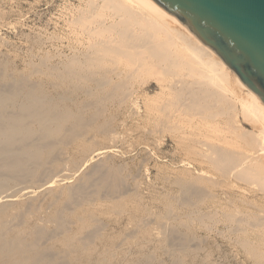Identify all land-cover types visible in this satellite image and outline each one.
Listing matches in <instances>:
<instances>
[{
	"label": "bare ground",
	"instance_id": "1",
	"mask_svg": "<svg viewBox=\"0 0 264 264\" xmlns=\"http://www.w3.org/2000/svg\"><path fill=\"white\" fill-rule=\"evenodd\" d=\"M76 3L0 54V264H264L262 101L156 1Z\"/></svg>",
	"mask_w": 264,
	"mask_h": 264
},
{
	"label": "water",
	"instance_id": "2",
	"mask_svg": "<svg viewBox=\"0 0 264 264\" xmlns=\"http://www.w3.org/2000/svg\"><path fill=\"white\" fill-rule=\"evenodd\" d=\"M211 48L264 104V0H154Z\"/></svg>",
	"mask_w": 264,
	"mask_h": 264
},
{
	"label": "rangeland",
	"instance_id": "3",
	"mask_svg": "<svg viewBox=\"0 0 264 264\" xmlns=\"http://www.w3.org/2000/svg\"><path fill=\"white\" fill-rule=\"evenodd\" d=\"M4 1L0 0V2L2 3V4L1 3L0 4L3 6L2 7L0 5V8H1L0 9V17H1L0 19L2 20V21L0 20L1 21L0 22V54L7 53L5 55H8L10 53V52H8L10 49L14 48L13 50H15V48H16L15 51H17V52L19 51V54L21 55L22 58H25V57L27 58L29 56L28 54H30V51L32 48L31 44L28 42L27 37H29V36L41 37V38L43 37L42 39H45L44 41H47V44L45 46L46 50H54V48L56 46H53L51 44L52 41L49 38H51V36H53L54 33H57V31H59L60 27L62 29V25L64 24L63 19L60 18L61 15H63L62 12L67 9L66 7L69 8V5H71L72 3L75 5L79 4V2H77L78 4L76 3V1H78V0H71L72 2L70 0H9V1L4 0ZM6 5H7V7H6ZM58 10H60V11H58ZM5 11H6V14H5ZM5 15H6V18H5ZM60 19H61V21H60ZM55 20L56 21L59 20V21L55 22ZM58 23H60V24L58 25ZM56 27L57 28L59 27L58 30L56 29ZM47 28L49 29V30H47L49 32L45 31ZM52 28L54 29V31ZM38 33L40 36H38ZM40 33L41 34L43 33L44 36L41 35ZM11 46H13V47L11 48ZM64 46H61L59 50L65 52V53H69L70 52L69 49L66 46L65 47ZM20 48L22 49V51L20 50ZM26 54H27V56H26ZM21 57H19L18 61H17V62H20V63H18L19 66L22 65V60H20ZM155 85H156V83L151 82V84L147 85L149 87L146 86V90L148 92L150 91L149 92L150 95H153V94H151V92L152 93L154 92V94H155L156 91L158 90L157 85L156 86ZM130 103H131V106L134 107L135 110L137 109V111H139L141 109L140 111L143 112V110H144L143 103H142L141 99L138 98L137 95H133L131 97ZM124 133H125V136L127 137L126 140H128L129 144H130L133 141L134 136L132 135L130 130L129 131L124 130ZM163 139H164V141L161 142L162 143V146L160 148L161 150L158 149L157 152H159L160 155H162V156H167L165 158V161H168V160L170 161L171 157H174V158L177 157L178 158L180 155L179 151L174 149V144L172 143V141L169 138H163ZM137 150L135 151V154H136V157L140 156L139 162H141V164L138 165V167L143 166L141 168V171H144L143 174L145 175L147 182H150V183L154 182L155 183V179H156L155 174H157V169L155 167L156 163L154 161V158L151 157L150 155H147V156L145 154L143 155L140 153V151L138 152ZM137 153H138V155H137ZM142 159L145 160V162L144 161L142 162ZM144 191L146 193L148 190L144 189ZM220 245H222V247H221L222 249L220 248L221 251L219 250L218 252H216L215 253L216 255L214 254V256L216 258H213L215 260V262H217V264H225V263L226 264H252L253 263L252 260L250 261V259L244 258L245 256H243V255H239L237 253L234 254L233 253L234 251H232V253H231L232 249L229 248L221 239H220ZM229 249H231V250H229ZM222 251H224V252H222ZM227 251L231 254H229ZM217 253H220L219 254L220 256ZM223 253L226 255H224ZM232 254H234V255H232ZM222 256L224 258H221ZM236 257H238V259ZM218 258H219V260H218ZM230 258H231V260H230ZM235 259H236V261H235ZM232 260H234V261H232ZM227 262H229V263H227Z\"/></svg>",
	"mask_w": 264,
	"mask_h": 264
}]
</instances>
